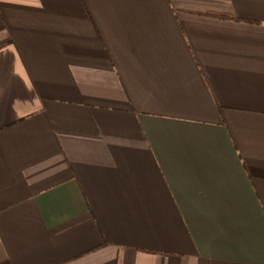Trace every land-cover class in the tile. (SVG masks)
<instances>
[{
    "label": "crops",
    "instance_id": "0c3cea01",
    "mask_svg": "<svg viewBox=\"0 0 264 264\" xmlns=\"http://www.w3.org/2000/svg\"><path fill=\"white\" fill-rule=\"evenodd\" d=\"M0 264H264V0H0Z\"/></svg>",
    "mask_w": 264,
    "mask_h": 264
}]
</instances>
